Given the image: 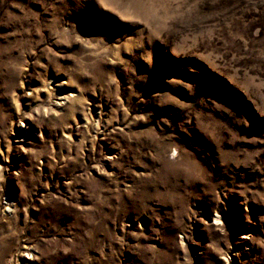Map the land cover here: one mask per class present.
I'll return each instance as SVG.
<instances>
[{
    "label": "rangeland",
    "instance_id": "rangeland-1",
    "mask_svg": "<svg viewBox=\"0 0 264 264\" xmlns=\"http://www.w3.org/2000/svg\"><path fill=\"white\" fill-rule=\"evenodd\" d=\"M0 264H264V0H0Z\"/></svg>",
    "mask_w": 264,
    "mask_h": 264
}]
</instances>
